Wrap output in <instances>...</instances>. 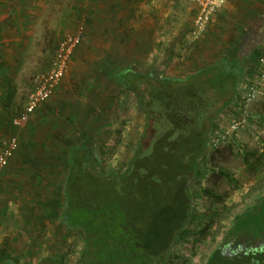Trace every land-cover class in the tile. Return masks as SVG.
I'll return each instance as SVG.
<instances>
[{
	"label": "rangeland",
	"instance_id": "374dc122",
	"mask_svg": "<svg viewBox=\"0 0 264 264\" xmlns=\"http://www.w3.org/2000/svg\"><path fill=\"white\" fill-rule=\"evenodd\" d=\"M21 1L23 7H19L15 13V24L0 19V32L11 29L12 36L16 35L14 54L10 59L0 56V146L14 135L15 127L11 119L21 110L33 90V77L50 69L59 42L80 28L83 29L84 39L81 46H78V52L73 55L69 72L56 94L45 107L41 105L38 114L36 112L34 115L42 117L47 114V120L39 124L41 117L37 121H33L35 117L31 118L20 134L21 138L27 131L28 136L34 140L25 155L29 161L26 168L28 172L25 170V173L31 177V187L36 188L32 195L36 209L34 219L29 218L34 220L30 224L34 227L32 230L36 238L30 242L34 244L28 247L17 246L14 250L19 255V264H38L44 257L56 258L61 264H78L85 246V237L80 231L65 227L55 218L52 198L55 190L52 187L57 189L64 185L70 167V150L75 145L86 146L92 155L98 157L104 171H125L145 128V116L136 102L135 94L115 84L110 78L111 71L123 64L133 65L142 71H153L160 76L182 77L187 74L184 69L189 67L188 61L181 64L178 59L185 53V44L186 47L199 44L202 55L208 58L221 53H239L238 44L245 38L240 37L244 30L249 40H257V34L261 32L256 29L255 23H258V14L264 12L261 10L264 8V0H241L246 5L239 9L234 7L238 1L233 0V6L225 10L226 0L223 7L213 15L203 35L195 38L190 32L189 43L184 40L179 43L180 46H173L176 49L174 53L178 54L175 55L177 59L166 63L168 55L159 59L154 52L152 39L157 33L166 37L172 31L193 32L194 18L198 16L199 9L192 0L196 9L190 0H148L144 11L146 19H138L141 14L138 0H135L134 5L136 11L131 15L123 0H115L118 8L112 0ZM162 11L168 16V20L162 24L164 33L158 29L160 23L154 20V16ZM96 12L102 14L99 21L96 20ZM176 14H181L183 22H177ZM139 24L141 29L144 27L142 33L149 40L145 53L141 55L138 54L137 35L135 38ZM262 40L264 38H260L257 45ZM251 43L249 41L248 45ZM242 48V54H245L248 46ZM261 56L258 63L264 62V53ZM233 105L223 114L217 133L213 135L208 159L194 183L193 200L197 219L175 242L166 264H207L228 227L232 225L233 218L264 197V117L258 118L256 122L254 118H249L247 127L231 133L230 126L240 119L239 106ZM261 108H264V103H256L252 109H245H248L249 116H260ZM40 126L44 131L34 135ZM33 135L36 137H31ZM42 135L49 137L47 141L36 139ZM85 138H91L92 144L82 143ZM64 162L66 165H63ZM3 174L0 182L3 180L6 182L5 187L10 186V170ZM204 189L210 190V195L204 193ZM0 191H3L1 187ZM82 192L78 186L73 202L76 213L74 220L83 224L78 214L84 215L87 212L86 223L106 236L111 215L104 216L95 209L87 211L82 206ZM87 196L93 195L91 193ZM5 201L9 202L10 197H6ZM63 212L64 209H60L58 214ZM164 213L162 209V218ZM119 218L117 216L115 225L121 222ZM118 238L120 236L116 238L117 243ZM161 240L157 246L159 250L164 247ZM112 258L119 259L118 255ZM117 263L132 264L125 258ZM143 263L138 259V264Z\"/></svg>",
	"mask_w": 264,
	"mask_h": 264
},
{
	"label": "trees",
	"instance_id": "16d2710c",
	"mask_svg": "<svg viewBox=\"0 0 264 264\" xmlns=\"http://www.w3.org/2000/svg\"><path fill=\"white\" fill-rule=\"evenodd\" d=\"M260 38L249 40L245 36L238 44L239 53H221L212 58L202 55L199 44H185V53L178 59L181 64L188 61L189 67L182 77L160 76L123 64L111 71L115 84L135 94L145 116V128L125 171H104L98 157L86 146L77 145L70 150L64 204L55 203L54 212L65 227L78 230L85 237L78 264H119L122 258L132 264H138V259L143 264L169 261L175 242L197 219L194 183L208 159L219 121L240 101L238 93L248 65L258 63L264 53L255 49ZM83 39L84 36L82 42ZM242 43L248 51L254 49L248 63L247 55L242 54ZM172 46H176L175 42ZM173 49L167 60L178 55ZM78 186L83 190L82 206L87 211L95 209L104 216L111 215L106 236L86 223L87 212L78 214L83 224L74 220L73 202ZM203 192L211 193L207 189ZM91 193L93 196L88 197ZM60 209H64L61 215ZM117 216L123 223L115 225ZM160 240L164 244L162 250L157 248ZM12 251L8 246L0 247V264H19V255ZM116 255L119 259L115 260L112 256ZM38 264L61 263L44 257ZM207 264H264V197L233 218Z\"/></svg>",
	"mask_w": 264,
	"mask_h": 264
},
{
	"label": "crops",
	"instance_id": "0c3cea01",
	"mask_svg": "<svg viewBox=\"0 0 264 264\" xmlns=\"http://www.w3.org/2000/svg\"><path fill=\"white\" fill-rule=\"evenodd\" d=\"M112 1H114V5L117 4V1H115V0H112ZM123 1H125L124 4L127 7L128 13L130 15L132 13H135V11H136V7H134V5L136 3L135 0H123ZM237 1L240 3H238ZM147 2H148V0H144V1L138 0L139 11L141 12L140 15L138 14L139 15L138 19H140L141 17H143V19H146L147 16H146L144 11H145V6H146ZM235 2H237L236 3L237 5L234 6L235 8L243 7L246 5V3L242 2L241 0H236ZM22 3L23 2L21 0H0V15H3L2 17H0V19H2V22L5 21L6 23L9 22V23L15 24L17 21L15 13L17 12L19 7H23ZM232 3H233V0H228L227 4L225 5V10H227L228 8H231L233 6ZM192 4H193V8L196 9L195 4L193 2H192ZM111 6H112V4H110V7ZM256 6H257V4H256ZM180 7H181V5H180ZM223 9L224 8H222L221 11ZM237 10H235V11L237 12ZM261 10H264V8ZM101 15L102 14H100L99 12H96V14H95L96 20L99 21V16H101ZM176 15L177 16L175 17V19L177 20V22H183L182 21L183 18L181 17V14H176ZM196 15H197V12H196ZM166 17H168V16H167L166 12H163V11L160 12V14L158 13V14H156V16H154V20H156V23H160V25L158 26V29L162 30L161 32L164 31L162 29V24H164L168 20ZM171 17L172 16H170V18ZM258 17H259V19L258 18L256 19L258 21V23H255V24L257 26L256 29L260 30L261 32L258 33L257 35H258V37L264 38V12H262L260 15L258 14ZM171 19L174 20V17H172ZM194 20H195V18H194ZM144 23L145 22H143L142 24H144ZM143 29H144V27H142V29H141V24H139L138 31L135 32V38L137 35V40H138L137 45L139 47V49H138L139 55L145 53V48H146L147 42L149 41L147 39V37L145 35H143V33H142ZM0 31H1V29H0ZM190 32L192 34V30L189 32H183V33L172 31V33L169 32L166 37H164L165 35L163 36V34H161V33H157V35L155 34V37L152 40H153L154 52H155L156 56H158L159 59H164L165 57H163V56L170 54L169 52H171V49L174 48L172 46V43H174V42H175L176 46H180L179 43L182 42L181 41L182 39H185V41L187 43H189V40H191L189 37ZM247 32H248V30H246V33ZM12 33L13 32H11V29L10 30L8 29L7 31L0 32V56L1 57L7 56V57H9L8 59H10L12 53L14 54V51H15L14 50V45H15L14 38L16 37V35L12 36ZM244 36H247L245 34V30L240 37L243 38ZM187 38H188V41H187ZM255 49L264 50V40H262L260 45L259 44L256 45ZM253 50L254 49L251 48V49H249V51H247L245 53L247 55V59H246L247 62L246 63L249 62V60H250L249 56H252L251 53L254 52ZM133 53H135V52H133ZM12 60L14 62V59H12ZM166 61H168L167 58L165 59L164 63H166ZM251 62H252V59H251ZM0 64H2L1 60H0ZM2 66H4V64ZM252 86L259 87L260 96L256 101L247 103L244 98H245L247 91ZM32 87H33V85H32ZM238 96H240V97H238L240 99V101H237L235 103V106L236 105L239 106L238 110L240 112V114H239L240 118L247 116L248 118H250V120H251V118H254L255 119L254 121L256 122V120L258 118L264 117V108L260 109V111H259L260 116H257V115L255 116L253 114L251 116H249L247 113L248 109H245L247 107H250V109H252L256 103H258V104L264 103V62H262V63L252 62V65H250V64L248 65L247 71H246L245 76H244V81L241 83V89H240V92L238 93ZM49 101L44 102L42 104V107H45L44 105H46L47 102H49ZM22 108H23V106H22ZM22 108H20V109H22ZM259 112H258V115H259ZM17 114H15L12 117L11 123H12L13 118ZM36 114H38V112ZM34 117L35 116H33L32 119ZM40 117L41 116H39V115L36 116L35 119H33V121H37ZM47 117H48L47 114H46V116H42L39 119V124L41 122L44 123V121L47 120ZM12 126H13V124H12ZM23 127L13 129V134H14L13 136H17L19 138L20 146H19V149L17 150V152L15 153L14 157L10 161L8 167L6 169H4V172H6L8 169L10 170V174H11V179H10L11 181L9 183L10 186L5 187L6 182H4L3 180L0 182V187L3 189V191H0V224L2 225V226H0V247L1 246H8V247L12 248L13 253L16 252L14 250V248H16L17 246L28 247V246L34 244V243H30V242L31 241L34 242V239L36 238V236L33 234L34 231L32 230L34 227L32 224H30L31 221L34 223L33 219H34V214H35L36 209H34L35 202L32 200L33 199L32 195L35 194V191H33V190L36 188L31 187V185H30V183H31L30 178L31 177H29V175H28L29 173H25V170H26V172H28V169H26V168H28V166H29V161L27 160L28 158H25V155L28 154V151L30 150V146L33 145L34 140L28 136L29 134L27 131L25 132L26 135H24L20 138V134L22 133V131L24 129ZM96 129H97V127H96ZM43 131H44L43 128L40 126V128H38V130H36V132H34L35 133L34 135H37L39 133L42 134ZM34 135L31 137H33V138L36 137ZM48 138L49 137H46V135H42L36 139H39V140L44 139V141H47ZM90 139L85 138V140L82 143H84V144H87L88 142L91 143ZM36 142H38V141H36ZM75 146H77V145H75ZM64 163L65 164H63V165H66V162H64ZM3 173L0 174V177L5 175ZM66 178L67 177L65 176L64 185L62 188L58 187L56 189L54 186L52 187L55 189L54 194H53L54 197H52L53 202H54L53 203L54 207H55V203L59 204L60 202L62 203V201H63V204H64V195H65L64 191H65V187H66ZM39 182H41V181L39 180ZM6 197H10L9 202L5 201ZM7 199H9V198H7ZM30 217H32L33 219L30 220L29 219ZM40 222L41 221H39L38 226L40 225ZM38 226H36V227H38ZM14 254H16V253H14Z\"/></svg>",
	"mask_w": 264,
	"mask_h": 264
},
{
	"label": "built area",
	"instance_id": "2783aa9c",
	"mask_svg": "<svg viewBox=\"0 0 264 264\" xmlns=\"http://www.w3.org/2000/svg\"><path fill=\"white\" fill-rule=\"evenodd\" d=\"M198 7L199 13L195 19L193 37L199 38L206 31L209 22L217 10L223 7L225 0H192ZM83 29L65 36L58 45L56 56L50 69L40 72L33 77V90L28 96L26 103L18 114L13 118L15 128L25 126L35 115L40 106L51 99L59 89L69 72V65L75 50L82 42ZM260 96L259 87L252 86L245 95L247 103L256 101ZM249 118L244 116L230 126V132H236L247 127ZM20 142L17 136H10L0 146V173L6 169L19 149Z\"/></svg>",
	"mask_w": 264,
	"mask_h": 264
}]
</instances>
